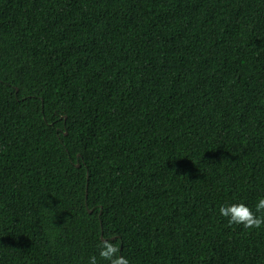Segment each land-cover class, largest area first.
<instances>
[{
  "label": "trees",
  "instance_id": "16d2710c",
  "mask_svg": "<svg viewBox=\"0 0 264 264\" xmlns=\"http://www.w3.org/2000/svg\"><path fill=\"white\" fill-rule=\"evenodd\" d=\"M260 198L264 0H0V264H264Z\"/></svg>",
  "mask_w": 264,
  "mask_h": 264
},
{
  "label": "clouds",
  "instance_id": "9594fccd",
  "mask_svg": "<svg viewBox=\"0 0 264 264\" xmlns=\"http://www.w3.org/2000/svg\"><path fill=\"white\" fill-rule=\"evenodd\" d=\"M259 213V215H257ZM220 216L227 219L229 226L242 225L244 229H259L264 226V198H260L255 205V212L244 203L222 205L219 208ZM120 248L112 239H104L99 244V257L108 264H129L124 256L120 255ZM88 264H98L95 255L89 258Z\"/></svg>",
  "mask_w": 264,
  "mask_h": 264
},
{
  "label": "water",
  "instance_id": "95a60500",
  "mask_svg": "<svg viewBox=\"0 0 264 264\" xmlns=\"http://www.w3.org/2000/svg\"><path fill=\"white\" fill-rule=\"evenodd\" d=\"M77 168H78V166H77ZM88 213H89V214H91V213H92V211H89ZM112 240H114V239H112Z\"/></svg>",
  "mask_w": 264,
  "mask_h": 264
}]
</instances>
